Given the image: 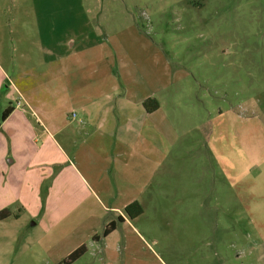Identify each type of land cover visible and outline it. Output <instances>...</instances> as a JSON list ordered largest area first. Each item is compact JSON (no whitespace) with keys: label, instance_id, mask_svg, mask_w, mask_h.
<instances>
[{"label":"rangeland","instance_id":"obj_1","mask_svg":"<svg viewBox=\"0 0 264 264\" xmlns=\"http://www.w3.org/2000/svg\"><path fill=\"white\" fill-rule=\"evenodd\" d=\"M3 3L0 18L13 9L11 1ZM24 6L17 15L30 23L35 18L47 34L66 18H88L90 24L73 33L94 26L107 39L91 71L94 79L102 76L101 91L113 85L114 74L132 98L148 90L158 103L157 154L162 157L165 146L169 153L158 169L154 201L144 203L135 222L145 239L141 264H264V0H27ZM39 60L49 65L47 55ZM36 73L19 81L24 98L36 95ZM51 74L61 85L58 100L49 94ZM43 75L40 97L51 107L45 116L62 124L71 116L70 83L85 73L45 69ZM26 118L40 128L29 111ZM160 131L173 132L171 148ZM0 143L14 186L35 150L32 160L49 162V171L60 158L53 137L42 131L13 135L2 128ZM42 143L53 146L39 149ZM16 205L15 195H0V209ZM7 223L0 226V264L53 263L52 257L32 255L33 248L19 255L22 232L14 235L12 228L7 237Z\"/></svg>","mask_w":264,"mask_h":264},{"label":"crops","instance_id":"obj_2","mask_svg":"<svg viewBox=\"0 0 264 264\" xmlns=\"http://www.w3.org/2000/svg\"><path fill=\"white\" fill-rule=\"evenodd\" d=\"M9 1L13 9L0 18V93L5 87L3 97L7 102L1 111L7 106L11 110L0 121V129H8L13 135L42 131L53 137L60 158L53 160L54 169L49 171V162L32 160L38 153L35 150L17 186L10 184L6 165L0 159V195H15L19 203L15 209L9 208L10 215L0 220V226L6 229L4 226L9 222L7 237L12 228L14 235L22 232L21 239L25 242L22 246L17 244L21 256L24 249L33 248L32 255L52 257V264H57L83 246L82 254L69 264H141L139 249L145 239L135 222L144 213V203L154 201L158 169L169 153L165 146L163 156L157 154L154 116L158 103L155 110L146 112L141 102L152 97V93L146 90L132 98L125 82L116 80L117 76L112 73L113 85L101 91L102 76L94 79L91 71L93 58H98V48L107 39L104 42L102 33L94 26L92 29L88 26L80 34L73 33V29L89 25L88 18H66L63 25L53 26L48 34L42 33L35 18L30 23L17 15L19 9L26 8L27 0ZM3 2L0 0V9ZM66 25L70 32L65 31ZM42 55H47L49 65L39 60ZM44 68L50 73H59L62 69L85 73L79 83H70L67 111L71 116L62 124L44 113L45 107L51 109L40 97L44 90ZM34 71L35 78L40 76L41 80L33 87L36 95L24 98L19 81ZM53 81L49 94L52 100H58L56 94L61 85ZM12 99L14 103L10 102ZM28 111L40 128L30 127L26 118ZM160 133L171 148L173 132ZM53 143L38 147L48 149ZM2 144L5 147V142ZM49 175L51 181L42 187L41 181ZM133 200L140 204L142 212L129 219L123 207ZM28 219L33 221L25 225ZM108 222H114V227L101 235ZM36 226L39 231L34 236ZM13 260L9 259L6 264H12Z\"/></svg>","mask_w":264,"mask_h":264},{"label":"trees","instance_id":"obj_3","mask_svg":"<svg viewBox=\"0 0 264 264\" xmlns=\"http://www.w3.org/2000/svg\"><path fill=\"white\" fill-rule=\"evenodd\" d=\"M141 105L146 112H152L153 110L157 108V102L155 101L153 97H148V98L143 99L141 102ZM10 110H11V107L7 106L0 112V121H2L7 116ZM123 211H124V214L129 219H132L136 217L137 215L141 214L142 208L137 201L133 200L124 205ZM9 215H10V212L8 210L0 209V220ZM113 227H114V222L106 223L101 231V235H105ZM83 251H84V247L80 246L76 248L75 250H73L72 252H70L64 259H62L57 264H69L72 261H74L77 257H79Z\"/></svg>","mask_w":264,"mask_h":264}]
</instances>
